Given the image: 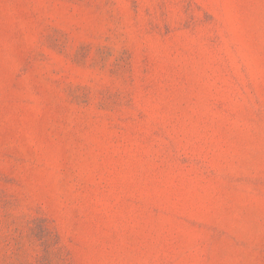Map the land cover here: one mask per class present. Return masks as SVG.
I'll return each mask as SVG.
<instances>
[{
	"label": "rangeland",
	"instance_id": "rangeland-1",
	"mask_svg": "<svg viewBox=\"0 0 264 264\" xmlns=\"http://www.w3.org/2000/svg\"><path fill=\"white\" fill-rule=\"evenodd\" d=\"M0 264H264V0H0Z\"/></svg>",
	"mask_w": 264,
	"mask_h": 264
}]
</instances>
